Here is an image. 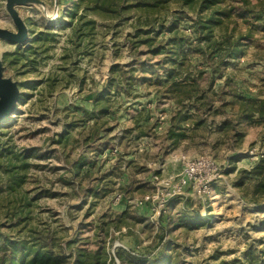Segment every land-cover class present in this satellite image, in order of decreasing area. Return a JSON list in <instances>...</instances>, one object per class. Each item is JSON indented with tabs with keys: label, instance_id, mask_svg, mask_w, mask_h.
Masks as SVG:
<instances>
[{
	"label": "rangeland",
	"instance_id": "rangeland-1",
	"mask_svg": "<svg viewBox=\"0 0 264 264\" xmlns=\"http://www.w3.org/2000/svg\"><path fill=\"white\" fill-rule=\"evenodd\" d=\"M7 3L25 22L28 38L22 43L0 39L3 75L16 81L21 92L15 112L0 123V137L10 134L19 146L35 149L28 158V167L21 170L25 176L18 192H29L28 196L49 192L34 200L32 218L22 233H29L31 228L50 234L54 252L59 254L61 248L68 258L59 264H69L74 247H94L98 216L106 210L127 212L128 216L122 219L110 215V219L111 216L115 219L111 223L115 238L111 244L107 243V264H150L149 258L160 249L157 244L160 224L170 229L167 237L171 240L164 256L173 255L176 259L172 264H264V196L253 192L264 181V165L257 167L256 160L259 153L264 154V123L242 121L237 125L241 134L231 137L234 131L229 127L216 130L208 122L188 131L189 137L172 147L164 139L176 107L174 98L162 97L156 84L137 83L130 93L112 94L107 101L110 112L98 121V126L102 122L104 128H110L103 140L112 136L111 145L85 146L83 137L92 122L68 130L69 122L86 117L82 109L92 108L90 91L101 88L112 64L130 62L138 50H142L143 58L150 56L151 62L159 58L145 52L148 46L163 40L166 31L135 36L136 29L157 26L164 16L167 24L179 9L185 11L177 20L176 33L185 36L186 47L191 48L183 70H210L209 60L218 56L211 42L221 40L223 34L241 35L242 54L222 67L216 84L228 80L222 86L226 92L264 98V12L259 0H223L219 7L227 16L212 26L210 40L192 30L194 2L183 6L169 0L162 5L129 8L118 25L111 20L104 26L102 19L96 17L91 33L86 34L84 27L85 33L77 46L80 53L72 48L77 37L71 25L76 21L69 24L68 0H0V27L16 31ZM249 9L262 17L255 19L247 12ZM146 36L150 38L147 43L137 42ZM202 48L206 53L213 50L214 53L202 55ZM213 88L212 98L218 105L216 93L220 89L216 85ZM231 113L227 106V114ZM221 115L208 120H218ZM140 128L148 134L138 137ZM121 133L125 136L119 137ZM251 150L252 158L247 155ZM81 152L92 160L91 166H83L88 170L80 181L83 186L96 182L100 170L103 173L119 164L113 168L116 170L110 175L111 189L104 197L86 195L77 189L76 181H68L70 163ZM180 157L214 159L221 169V178L213 184L211 192L187 188L184 194L189 193L187 190L194 191L192 198L166 206L160 219L150 204L140 205L137 201L154 190V174L181 172ZM119 193L122 196L117 198ZM10 198L12 195L0 194V220L6 223H10L4 215L7 205L12 204L7 201ZM117 205L123 209L119 211ZM181 211L193 217L186 224L194 227L175 225ZM168 217L172 220L170 225ZM14 228L9 231L14 232ZM118 249H129L146 257L138 263L120 262Z\"/></svg>",
	"mask_w": 264,
	"mask_h": 264
},
{
	"label": "trees",
	"instance_id": "trees-1",
	"mask_svg": "<svg viewBox=\"0 0 264 264\" xmlns=\"http://www.w3.org/2000/svg\"><path fill=\"white\" fill-rule=\"evenodd\" d=\"M59 2V0H57ZM150 1H153L152 4ZM169 0H68V6L71 8L66 9L69 17V24L72 21H76L71 25V31L76 33L77 39H72V48L75 52L80 53L77 46L81 43L80 36L85 33L84 27L87 28L86 34L91 33L94 27L96 17L102 19L103 25L107 21L114 20L118 25L119 21L125 16V11L129 8H136L141 6L159 5ZM180 5H186L194 2L195 19L193 20L192 30L200 37L210 40L211 28L214 25L220 24L223 17L227 16V12L219 7L223 0H175ZM264 12V0H259ZM163 4V8H164ZM248 9V8H246ZM247 10L248 13L254 15L255 19L262 17L261 13H255L253 10ZM185 11V10H184ZM184 11L181 9L173 12L171 20L165 24V16L158 22L157 26L152 28H137L135 36L143 33L149 35L154 32L156 35L166 31V36L163 40L159 41L155 45H150L145 53L151 55H159L155 61H150V56L143 58L140 56L142 50H138L134 58L127 63H114L109 68V74L101 84V88L91 90V99L93 102L90 110L82 109L86 117L82 121H73L68 123V130L78 127V125H85L92 122L89 125V132L83 137V142L86 147H107L110 144L109 139L103 140L110 128H104L103 123L98 121L101 117L107 115L110 110L107 105L109 97L113 94L130 93L132 87L139 84H156L161 88L162 97H172L176 102V107L171 114L169 127L165 132V141H168L169 145L176 147L182 139L189 137L188 131L197 129L199 126L210 123L214 125L216 130H223L229 127L234 131L231 137L240 135L237 125L242 121L253 120L257 123H264V98L251 97L243 94L235 93L223 90V85L228 84V80H225L223 84H216L219 79L220 73H222V67H225L229 60L239 57L243 50L241 45L243 44L241 35L233 37L231 34H223L220 36L221 40L214 39L211 45H214V49L218 50V56L209 60L210 70L201 68L196 72H190L189 70H183L186 62V54L191 49L190 46L186 47L187 42L185 36L177 34V20L179 21ZM93 14V17H87V14ZM155 20V19H154ZM149 37L138 39L139 43H147ZM162 39V38H160ZM208 45V44H207ZM202 55L205 53L207 56L214 53V50L210 53H206L204 48L201 49ZM211 56V55H210ZM218 86L220 91L216 93L219 96V104L216 105V100L212 98L211 92ZM230 98V99H229ZM227 106L231 109V114H227ZM222 114V115H221ZM215 115H221L222 118L218 120H208V117H214ZM7 119V118H6ZM0 120L3 123L4 120ZM184 123H187L184 124ZM136 127H141L135 125ZM134 129V127L130 128ZM138 137L141 135H147L148 131L145 129L139 130ZM131 132V130H127ZM118 135L115 134V137ZM125 134H120L119 137H124ZM102 144L95 143L101 141ZM163 143V140H162ZM167 143V142H166ZM107 145V146H105ZM111 145V144H110ZM95 149V148H93ZM167 149V144L164 146ZM34 148L19 146L16 141L11 138L9 134L6 138L0 137V191L3 189L7 195H12V198L8 199V202L12 204L7 205L4 212L5 217L10 223L0 220V264H59L66 261L67 255L62 249H59V254L54 252L51 242L50 234H43L36 229L29 230V233H22V230L28 225L31 215V206L41 194H48L49 192H36L35 194L28 196L29 192H18L19 187L24 181V170L28 167V158L32 154ZM163 154V149H162ZM122 157V156H121ZM264 158L257 160V167L264 165ZM132 162V160L130 161ZM92 160H89L86 153L81 152L76 159L70 163L69 171L71 172L68 181L73 183L76 181L77 189L85 192L86 195L94 197H104L107 195L111 188H109L110 175L115 173L116 165H112L109 170H106L95 177L90 186L81 184L84 174H88V170H84L83 166H91ZM87 166V167H88ZM255 195L264 196V181L258 183L254 190ZM121 194V193H120ZM122 196V194H121ZM188 198L185 194L175 195L170 197L159 218L162 219L165 213V207L172 205L173 203H179L185 201ZM83 201H86V196ZM82 201V202H83ZM115 214L116 217L122 219L127 217V212L114 213L106 210L103 214L98 216V232L96 239L93 240L94 247H74L70 253L72 258L69 264H107V243H112L115 236L111 226L115 222L113 216L110 219V215ZM188 219L193 217L188 216L186 212L181 211L178 216L177 223L175 225H188L187 227H194L195 225L186 224ZM161 222V221H160ZM172 222L168 217L167 224ZM14 228V232L9 230ZM161 230L158 234L160 247L157 251V255L149 258L150 264H172L175 262V257L170 255L165 257L164 253L170 243L171 238L167 237L168 229L160 224ZM161 244V246H160ZM149 250V249H148ZM117 257L120 262H132L138 263L145 259L143 254H134L129 249H118ZM148 254H151L150 251ZM261 264V263H259Z\"/></svg>",
	"mask_w": 264,
	"mask_h": 264
},
{
	"label": "built area",
	"instance_id": "built-area-1",
	"mask_svg": "<svg viewBox=\"0 0 264 264\" xmlns=\"http://www.w3.org/2000/svg\"><path fill=\"white\" fill-rule=\"evenodd\" d=\"M116 151V149H114ZM252 158V150L247 154ZM264 158L263 153L256 156V160ZM181 164V172L165 176L154 174V190L144 194L137 203L150 204L153 211L158 215L164 209L167 200L175 195H182L190 186L198 192H211L213 184L221 178V169L212 158H179ZM208 194V193H207ZM121 197L119 193L117 198Z\"/></svg>",
	"mask_w": 264,
	"mask_h": 264
},
{
	"label": "water",
	"instance_id": "water-1",
	"mask_svg": "<svg viewBox=\"0 0 264 264\" xmlns=\"http://www.w3.org/2000/svg\"><path fill=\"white\" fill-rule=\"evenodd\" d=\"M6 7L16 26V31L0 27V39L14 43L26 41L28 38V28L25 22L12 7L11 3H7ZM2 69L3 66L0 64V120L10 117L15 112L21 93L18 83L4 76Z\"/></svg>",
	"mask_w": 264,
	"mask_h": 264
},
{
	"label": "crops",
	"instance_id": "crops-1",
	"mask_svg": "<svg viewBox=\"0 0 264 264\" xmlns=\"http://www.w3.org/2000/svg\"><path fill=\"white\" fill-rule=\"evenodd\" d=\"M116 147H117V146H116ZM116 147H115V149L117 150ZM113 149H114V148H113ZM117 151H118V150H117ZM187 192H189V193L185 194V197L188 198V199H189V198H192V196H191L192 193H191V192H194V191H188V190H187ZM144 206H145V205H144ZM144 206H143V207H144ZM146 206H147V205H146ZM146 206H145V208H146ZM117 207H118L117 209H118L119 211H121V209H123V208H121V206H118V205H117Z\"/></svg>",
	"mask_w": 264,
	"mask_h": 264
}]
</instances>
